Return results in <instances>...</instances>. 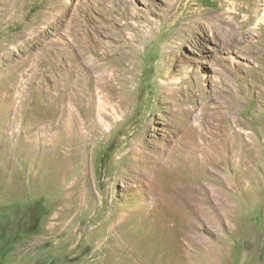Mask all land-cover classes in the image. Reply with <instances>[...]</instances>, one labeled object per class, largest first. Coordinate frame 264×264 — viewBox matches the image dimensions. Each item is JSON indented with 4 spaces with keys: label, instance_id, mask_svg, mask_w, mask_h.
<instances>
[{
    "label": "rangeland",
    "instance_id": "obj_1",
    "mask_svg": "<svg viewBox=\"0 0 264 264\" xmlns=\"http://www.w3.org/2000/svg\"><path fill=\"white\" fill-rule=\"evenodd\" d=\"M263 10L0 0V264H264Z\"/></svg>",
    "mask_w": 264,
    "mask_h": 264
},
{
    "label": "bare ground",
    "instance_id": "obj_2",
    "mask_svg": "<svg viewBox=\"0 0 264 264\" xmlns=\"http://www.w3.org/2000/svg\"><path fill=\"white\" fill-rule=\"evenodd\" d=\"M221 6V5H220ZM243 7V6H242ZM263 9V8H262ZM15 11V10H14ZM252 11H253V9H252ZM238 14V13H237ZM246 15V14H245ZM250 17V16H249ZM257 17V16H256ZM262 20H263V24H264V10H263V14H262ZM246 19V18H245ZM238 22V21H237ZM240 25V24H239ZM83 41V40H82ZM96 50V49H95ZM46 51V50H45ZM49 51V50H48ZM53 52V51H52ZM54 54V53H53ZM55 57H56V55H55ZM52 58H54V57H52ZM47 59H49V58H47ZM89 61V60H88ZM50 62V61H49ZM51 63V62H50ZM59 63V62H58ZM61 64V63H60ZM65 64H66V62H65ZM65 64H63V67L65 66ZM54 65V64H53ZM53 65H51V67L53 66ZM55 66V65H54ZM57 66H58V64H57ZM60 67V66H59ZM67 67V66H66ZM53 68V67H52ZM65 68V67H64ZM55 69V68H54ZM66 69V68H65ZM57 70V69H56ZM63 71V70H62ZM52 73H53V71H51ZM61 73V72H60ZM54 74V73H53ZM59 74V73H58ZM57 74V75H58ZM65 74V73H64ZM62 76V75H61ZM59 77V76H58ZM52 78V77H51ZM56 78V76H54V79ZM62 78V77H61ZM50 79V78H49ZM57 79H59V78H57ZM64 79V78H63ZM51 81V80H50ZM56 82H58V81H56ZM52 84H53V82H52ZM56 84H58V83H56ZM56 87V86H55ZM54 87V88H55ZM59 87V86H58ZM56 89V88H55ZM53 90V89H52ZM58 91V90H57ZM65 91V90H64ZM61 92V91H60ZM64 93V92H63ZM57 95V94H56ZM53 96V95H52ZM54 97V96H53ZM59 97V96H58ZM51 100V99H50ZM52 101V100H51ZM60 105V104H59ZM55 107H57V105L55 106ZM57 109V108H56ZM55 112V111H54ZM57 115V114H56ZM54 117V116H53ZM55 125H57V124H55Z\"/></svg>",
    "mask_w": 264,
    "mask_h": 264
}]
</instances>
